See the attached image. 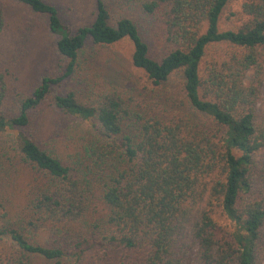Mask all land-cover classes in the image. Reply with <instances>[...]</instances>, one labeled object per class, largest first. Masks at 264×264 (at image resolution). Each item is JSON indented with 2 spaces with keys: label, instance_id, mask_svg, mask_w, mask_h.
I'll use <instances>...</instances> for the list:
<instances>
[{
  "label": "trees",
  "instance_id": "obj_1",
  "mask_svg": "<svg viewBox=\"0 0 264 264\" xmlns=\"http://www.w3.org/2000/svg\"><path fill=\"white\" fill-rule=\"evenodd\" d=\"M15 1L46 16L65 65L63 74L43 76L31 94L18 93L19 114L11 117L2 112L9 84L0 69V135L16 130L22 160L45 177L18 212L0 195V264H34V256L46 264H82L95 244L102 256L119 251L108 264H187L193 256L198 264H264V121L257 110L264 0H244L245 19L234 28L221 27L233 0H129L156 16L160 57L133 19L112 23L113 0H95L93 21L77 29L51 2ZM7 25L0 5V35ZM126 38L134 46L132 64L154 86L182 71L190 107L210 116L211 125L144 107L133 89L90 78L89 42L105 46ZM215 45L223 53L206 60ZM67 80L72 87L56 93L54 103L90 121L93 134L63 159L41 148L25 127ZM97 199L107 211L91 221ZM218 212L232 230L220 226ZM41 231L48 232L45 243L35 240Z\"/></svg>",
  "mask_w": 264,
  "mask_h": 264
},
{
  "label": "rangeland",
  "instance_id": "obj_2",
  "mask_svg": "<svg viewBox=\"0 0 264 264\" xmlns=\"http://www.w3.org/2000/svg\"><path fill=\"white\" fill-rule=\"evenodd\" d=\"M46 1L57 5L63 21L72 25L74 29L88 25L94 19L95 0ZM243 1L233 0L228 4L223 12L221 27L234 28L245 19L242 14ZM0 5L8 23L4 33L0 35V69L6 73L9 84V97L2 112L11 117L19 114L17 94H31L45 75L56 77L63 74L65 59L56 49L57 36L50 32L45 15L33 13L15 0H0ZM110 5L112 23L123 16L130 17L150 44L151 53L156 57L164 54L160 40L161 29L155 15L130 3L129 0H113ZM89 45V50L92 49L89 62L91 79L133 89L134 95L142 101L144 107H153L154 110L163 107L190 118L193 123L212 124L210 116L195 112L190 107L183 90L182 71L175 72L168 82L156 87L148 80L143 70L132 64L134 46L129 39H123L113 45L99 46L92 42H89ZM223 51V45L210 47L206 60L218 57ZM72 85L67 80L54 87L53 92L33 112L30 124L25 127L26 133L30 134L41 148L63 159L81 151L85 141L93 134L90 121L69 115L54 103V95L65 92ZM153 109L151 110L154 111ZM257 110L264 121V81ZM16 134V130L7 129L0 135V195L10 199L8 204L13 213L22 210L34 189L45 181L41 172L22 160L16 143ZM106 211L105 204L97 199L90 220L101 218ZM216 219L225 230H232V222L220 215V212L216 213ZM47 237L48 232L41 231L35 236V240L45 243ZM3 246V242L0 241V252ZM99 248L98 244L91 247L84 255L82 264H108L118 258V250L110 249L106 256H102ZM98 256L101 257L99 263ZM33 262L47 263L38 256L33 257ZM66 264H70V261L67 260ZM187 264L198 263L193 256Z\"/></svg>",
  "mask_w": 264,
  "mask_h": 264
}]
</instances>
